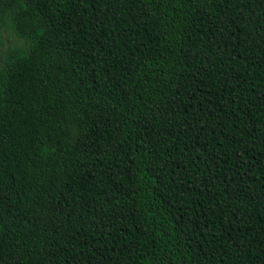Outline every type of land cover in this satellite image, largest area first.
<instances>
[{"label": "trees", "instance_id": "16d2710c", "mask_svg": "<svg viewBox=\"0 0 264 264\" xmlns=\"http://www.w3.org/2000/svg\"><path fill=\"white\" fill-rule=\"evenodd\" d=\"M0 264H264V0H0Z\"/></svg>", "mask_w": 264, "mask_h": 264}, {"label": "rangeland", "instance_id": "374dc122", "mask_svg": "<svg viewBox=\"0 0 264 264\" xmlns=\"http://www.w3.org/2000/svg\"><path fill=\"white\" fill-rule=\"evenodd\" d=\"M2 41H3V48H8L10 46L22 44V40H20L18 37H16L13 33H11L7 29L2 30Z\"/></svg>", "mask_w": 264, "mask_h": 264}]
</instances>
